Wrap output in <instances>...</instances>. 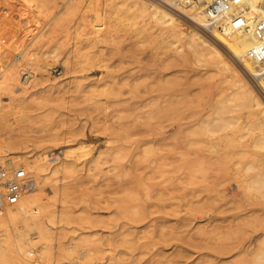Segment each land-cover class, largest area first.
Here are the masks:
<instances>
[{
	"label": "rangeland",
	"instance_id": "1",
	"mask_svg": "<svg viewBox=\"0 0 264 264\" xmlns=\"http://www.w3.org/2000/svg\"><path fill=\"white\" fill-rule=\"evenodd\" d=\"M75 2L0 0V74L8 61L16 58L20 62H15L20 87L31 86L30 91L36 92L22 105L17 101L24 96L19 86L0 88V101L5 107L2 114L8 117L0 127V137L14 135L27 140L30 155L45 153L51 166L65 161L74 167V171H63L58 166L60 171L49 175L59 185L63 177L70 189V203L65 207L55 203L56 211H66L65 219L47 223L57 234L52 242L53 259L61 254L58 241L65 244L71 237L93 234L94 256L84 264H253L252 257L240 249L248 240L261 236L264 205L257 204L258 200L242 189V182L227 168L233 165L229 161L234 158L232 152L243 148L229 145L225 135L231 131L216 136L201 131L203 120L212 116L216 103L230 92L228 85L224 86L217 74H206L209 68L193 62L188 51L184 52L186 60L181 55L171 59L168 55L175 51H168L162 44H157L155 52L148 44L140 45L143 34L138 38L136 32L141 33L145 26L142 18L136 25H131L126 14L106 18V27L112 22L115 25L103 34L111 30L114 36L91 45L88 37L92 39L93 35L88 28L96 11ZM66 7L72 8L64 22L53 27ZM83 21L88 26L79 31L76 26ZM214 37L210 36L219 43ZM30 45L32 52L42 49L52 53L51 57L43 59L33 52L21 58L20 50L28 46L29 51ZM76 46L81 49V59L71 54ZM2 52L9 53L5 54L9 60ZM30 66L35 75L27 81L22 72ZM42 73L46 83L38 82ZM60 82L68 88L57 87ZM137 84L153 86L161 99L175 101L181 109L178 113L171 111L172 116L152 114L156 117L151 119L152 130L145 127L150 131L146 135H142V115L148 114H142V86ZM220 91L225 95L222 92L219 97ZM166 103L163 105L168 107ZM13 108H18L15 115ZM236 109L244 125L249 119L244 116L247 110ZM149 148L154 152L146 154ZM82 149L87 153L83 157ZM117 153L122 158H116ZM50 189L47 185L42 191L47 200L52 199ZM142 208L146 210L143 217ZM251 210L258 213L244 221V214ZM8 233L0 228V239L9 235L12 241L16 239L14 230ZM62 252L66 259L61 262L73 264L75 255L67 257L68 253ZM36 256L34 252L32 258ZM76 258L75 262L79 260Z\"/></svg>",
	"mask_w": 264,
	"mask_h": 264
},
{
	"label": "bare ground",
	"instance_id": "2",
	"mask_svg": "<svg viewBox=\"0 0 264 264\" xmlns=\"http://www.w3.org/2000/svg\"><path fill=\"white\" fill-rule=\"evenodd\" d=\"M75 1L77 3L81 2L84 8H86V10L96 11L90 23L91 30L90 28H88V31L91 32L90 34L93 35L92 39L88 37V40L91 45L95 44L94 41L104 42L106 39H112L111 36H114L111 35V30L110 32H108L109 34H107V32L105 33L106 35L103 34V32L107 30V28L112 29V24L115 25L112 22L109 27H106V18L112 20V18L115 16L127 15V17L125 18L128 19V21H132L131 25H136V23L139 21H137V19L142 18V21L144 22L145 26L141 28L142 31L138 30L139 32L141 31V33H137V30L133 31L134 33L136 32V36H138V38L141 34H143L142 39L139 38L138 40V43H140V45L144 46L148 44L149 47L154 50L152 51L155 52V49L158 48L157 44H162L163 47H166L168 49V51L172 49L175 51L173 54L168 55V58L171 59H175L174 57H176V55H181L180 58H184L186 60L187 56H185L184 52L188 51L187 53H189L191 58L194 59L193 62L196 61L197 64L199 63V66L202 65L209 68L206 71V74L215 73L217 74L220 82L222 84H226L224 86L228 85L227 88L230 90V92L228 93V95H225V92L223 91V94L221 91V93L217 94L219 97H221V94L225 96H223L214 106L212 116L208 119L203 120V126L201 128V131L206 135L214 134L216 136L217 133L223 131L232 132L233 130H238V133L236 134L235 132H233V134L231 132H229L230 134H224L226 136L225 139H230L229 145L232 144V146H235V148L239 146L240 148H243L239 151L235 150L232 152V156L234 158H229V161H233V163H229L233 165L227 166L228 171L242 182V189L245 192H247L249 195L258 200L259 203L257 204L264 205V96L261 94L258 87L254 85L248 77L250 73H260V71L263 69L262 64L257 63L252 57H250L249 50L255 47L256 45L264 42V39L258 37L256 31L254 30V25L251 24L249 26H246L242 30L228 28L224 29L223 31L215 29L212 32V34L221 42L223 47L239 60L237 62H240V64H237V62H235L230 57V55H228L226 50H224V48L220 46V42L217 43L213 38L206 36L201 30V26L205 23V14L203 11L202 0H200V3H189L186 5L183 1V6H179L178 13L172 11L170 8L164 5L159 4L154 0ZM166 1L170 2V0ZM100 7H105L106 12L105 10L99 11L100 9L103 10V8ZM243 7L244 11H246L248 15L256 16L257 18H264V0H245ZM71 8L72 7H66L64 9L60 17L56 19L55 23L53 24V27H55L56 24L59 25V23L65 20ZM65 14L67 15L65 16ZM77 25L78 26H75L79 27V31L82 28L85 29L86 26H88L85 21L78 23ZM77 31L78 30H76V33ZM76 36L78 35L76 34ZM159 38L160 40H154ZM35 42L36 41L34 40V43ZM21 46L22 44L19 46V49H21ZM30 48L31 49L29 51H27V49H29L28 46L23 48V50H20L19 54L21 58L33 52L34 54H39L40 57L43 59H45V57L47 56L51 57L52 53L50 54L46 51L41 52L42 49L41 51H35V47L33 48L34 50L32 52L31 45ZM79 50L81 49L76 46L75 50L71 52V54L77 59H81L82 57L81 52H79ZM5 54L6 56H9V53L7 54V52H4V58ZM34 54H31L30 59H33ZM54 54L55 52H53V56L57 59V55ZM190 56H188V59ZM5 59L9 60L8 57H6ZM16 61L20 63L16 58H14L12 61L9 60L8 62L10 63L8 64L6 69L3 70V73L0 74V88L4 89L5 87V90H7V88L8 90L9 88L10 90H12L11 88L15 85L19 86V89L23 90L24 96L20 97L17 101L23 105V103L26 102L34 94H36V92L30 91L32 90L30 89L31 86L30 88H28L27 86H25L26 88L20 87V81L17 71L18 68H16L18 64L15 63ZM37 61L40 60L37 59ZM8 62L6 61V63ZM83 63H85V60ZM27 70H30V72L35 75V73L31 69V66L25 68L22 74L24 75ZM143 76L144 75L142 74V79ZM25 79L27 80V78ZM38 79L37 80L39 83H46L47 80L44 73H42V77H39ZM140 79L141 76L137 77L135 80L137 82L138 80L140 81ZM172 83L175 84L176 82L173 81ZM174 84H172L174 87L175 85L178 86L177 84ZM37 85L39 84L37 83ZM37 85L35 83V86ZM137 85L139 87L142 86V114H148V116L142 115V127L140 126L143 132L142 135H146L145 132H147L148 130L145 131V127L153 126L151 119H154L156 117L152 114H157L159 112L164 115L168 114L167 116H169V114L171 115V111H177L178 113L180 105H176L175 101L169 100L171 103H169L168 106L169 101L165 99L164 101L163 99H161L160 94L158 95L156 93V90L153 89V86L144 84H142L141 86L139 84ZM68 86L63 85L61 82L60 85H57V87L63 89H67ZM53 87L51 86L50 88L52 89ZM169 88H171V86H169ZM171 90H174L173 87L171 88ZM176 91L177 89H175V92ZM2 103L3 102L0 101V127L1 125L5 126L3 124H5V122H7L6 120H8L7 114L5 112L4 114H2L3 108H5L3 107ZM164 103H166L168 107H165L163 105ZM179 104L181 103L179 102ZM236 107L240 108L241 110H247V115H243L245 117H249V119L247 120V122L246 120L245 122H243L244 125L241 124L243 119L240 123V120L242 118L240 117L241 114L239 112V116L235 114V111L237 113ZM14 108L16 107L14 106ZM14 108V112H12V114L15 115L18 112V108ZM165 108L166 110H164ZM15 110L17 112H15ZM7 124H9V121ZM3 128H1V130ZM149 128L147 129L152 130L151 127ZM149 132H147V134ZM5 137L6 138L0 137V158L3 159L4 157H7L13 167L24 168L26 172L28 171V173L33 174V178H29L30 183L27 189L22 194L19 203L12 206H6L5 209L0 212V228L6 233H10L11 230H14V237L16 238L12 241V239L9 238H12L13 236L9 235V237L7 236V238L3 240L0 239V264H63L64 261H61L62 259H66V257L62 255V250H64V253H68L67 257L68 255L72 257L75 255V258L73 257L75 260L77 259L76 257H79V260L77 262H75L74 259H72L74 262L71 260L73 264H84V262L87 263V261L92 256H94L93 251L95 250V248H93V246L94 243H96V240L91 239L93 238V234L91 235L92 237L79 235L74 238L71 237V239H69L70 241L66 242L65 244L62 243V240L61 242L56 239V241H58L59 244L61 243L60 245H62V247L60 246L59 248L61 254L59 256L57 255L58 258L53 259L54 257L52 256H54L55 254L52 252V248L54 247L52 246V242L55 240L57 234L52 233V229L47 224H53L56 222L57 219L59 221L65 219L64 217L66 211H56V202L62 203L63 206H66L68 203H70V189L68 183H63L62 179L64 178L62 177V181L60 180L59 182H62L63 185L62 183H60L61 185H59L57 184L58 181L56 180V182H54L55 180L53 181L52 179H50L49 175L57 174L60 171L59 167H62L64 169L63 171H71L72 169L74 171V167L71 165L70 162L65 161L58 163V165L56 164L55 166H51L48 163L47 155L44 152V154L40 155H38L37 153L30 155L31 151L28 149L29 147H31V144L27 140L22 141L21 137V139H18L14 135ZM34 144L36 143L34 142ZM80 147L84 148L82 146ZM147 149L145 150V152L147 151L146 154H151L154 152L151 148H149L150 150ZM68 152H66V154ZM84 153L81 154V157H83L82 155L87 154ZM119 154L120 153H117L116 158H122ZM238 155L244 156H242L243 158H239ZM236 156L238 158H235ZM247 156L249 158H244ZM66 158H68V156ZM48 179L52 180L53 182H49ZM47 185L51 187V191L48 192L50 194L49 196L52 197V199L50 200L48 197V200L43 197L45 195L42 196V194H44L42 191H44L45 186ZM2 190V187H0V199L2 197V194L4 193L2 192ZM145 211L146 210L142 208V217L145 215ZM256 213H258V210H251V212L244 214V221H249L248 219ZM262 214H264V212H262ZM258 223L260 222L258 221ZM34 252H36L37 254L35 259L32 258ZM240 252L250 255L253 259H251L253 264H264V229L259 239L255 238L254 241L248 240L245 245L241 246Z\"/></svg>",
	"mask_w": 264,
	"mask_h": 264
},
{
	"label": "built area",
	"instance_id": "3",
	"mask_svg": "<svg viewBox=\"0 0 264 264\" xmlns=\"http://www.w3.org/2000/svg\"><path fill=\"white\" fill-rule=\"evenodd\" d=\"M154 1L170 8L176 13L179 12V6H183V1L185 5L189 3H200V0ZM244 2L245 0H202L205 14V23L201 26L203 33L210 37L215 29L222 31L228 28L242 30L244 27L253 24L258 37L264 39V18L248 15L243 9ZM249 55L257 63L263 65V69L260 73H250L248 77L264 96V42L251 48L249 50ZM24 77L27 78V81H31L34 74L30 72V70H27ZM29 183L30 180L24 168L13 167L5 157L1 159L0 187H2L4 193L0 199V212H2L6 206L18 204Z\"/></svg>",
	"mask_w": 264,
	"mask_h": 264
}]
</instances>
